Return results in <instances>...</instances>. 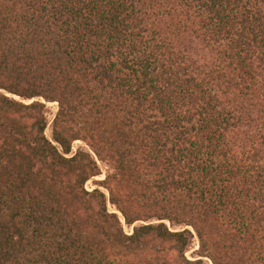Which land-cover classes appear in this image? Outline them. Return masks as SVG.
Masks as SVG:
<instances>
[{
  "label": "trees",
  "instance_id": "trees-1",
  "mask_svg": "<svg viewBox=\"0 0 264 264\" xmlns=\"http://www.w3.org/2000/svg\"><path fill=\"white\" fill-rule=\"evenodd\" d=\"M204 259L264 264V0H0V264Z\"/></svg>",
  "mask_w": 264,
  "mask_h": 264
},
{
  "label": "rangeland",
  "instance_id": "rangeland-1",
  "mask_svg": "<svg viewBox=\"0 0 264 264\" xmlns=\"http://www.w3.org/2000/svg\"><path fill=\"white\" fill-rule=\"evenodd\" d=\"M17 98V97H16ZM47 108H48V114H47V117H48V124H47V127L45 129V134L48 136V137H51V118L53 116V114L55 113L56 111V108H57V105L56 103H53V102H48L47 103ZM78 147H82V148H85L87 149V146L80 140H75L72 142V151H75ZM101 170H102V174L100 176H97L95 177L94 179L96 180H99V179H102L104 177V174L107 172V171H110V167L107 166L105 163L103 162H98ZM85 186L87 188H90V187H93V184L91 182V180H89L88 182H86ZM108 208L110 210L113 209V207H111L110 205H108ZM197 248V239L194 237L193 239V242L190 246V248L187 250L186 252V255L191 258L193 255H192V252L193 250H195ZM204 264H209V260L208 259H204Z\"/></svg>",
  "mask_w": 264,
  "mask_h": 264
},
{
  "label": "water",
  "instance_id": "water-1",
  "mask_svg": "<svg viewBox=\"0 0 264 264\" xmlns=\"http://www.w3.org/2000/svg\"><path fill=\"white\" fill-rule=\"evenodd\" d=\"M54 103H56V102H54ZM57 105V104H56ZM118 212V211H117ZM120 214V213H119ZM198 247V246H197Z\"/></svg>",
  "mask_w": 264,
  "mask_h": 264
}]
</instances>
